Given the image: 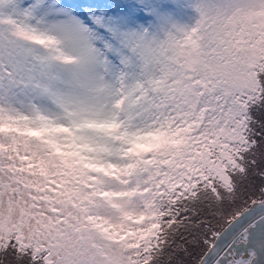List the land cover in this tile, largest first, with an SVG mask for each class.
<instances>
[{
  "label": "snow or ice",
  "instance_id": "snow-or-ice-1",
  "mask_svg": "<svg viewBox=\"0 0 264 264\" xmlns=\"http://www.w3.org/2000/svg\"><path fill=\"white\" fill-rule=\"evenodd\" d=\"M0 0V264H264V0Z\"/></svg>",
  "mask_w": 264,
  "mask_h": 264
},
{
  "label": "rangeland",
  "instance_id": "rangeland-1",
  "mask_svg": "<svg viewBox=\"0 0 264 264\" xmlns=\"http://www.w3.org/2000/svg\"><path fill=\"white\" fill-rule=\"evenodd\" d=\"M92 2L100 5L101 7L97 11L102 12L106 16H116L129 22L146 24L148 20H144L141 14L146 13L150 16L148 6L152 3V0H92ZM136 5L138 7L145 5L148 12H143L139 9L137 16Z\"/></svg>",
  "mask_w": 264,
  "mask_h": 264
}]
</instances>
